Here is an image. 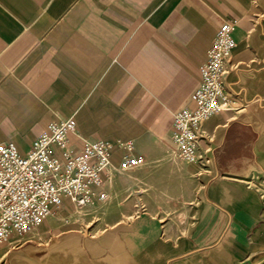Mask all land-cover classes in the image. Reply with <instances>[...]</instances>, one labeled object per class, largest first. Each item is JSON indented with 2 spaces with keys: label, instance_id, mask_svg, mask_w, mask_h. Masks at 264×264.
Segmentation results:
<instances>
[{
  "label": "crops",
  "instance_id": "0c3cea01",
  "mask_svg": "<svg viewBox=\"0 0 264 264\" xmlns=\"http://www.w3.org/2000/svg\"><path fill=\"white\" fill-rule=\"evenodd\" d=\"M228 20L233 101L203 125L201 167L175 157L172 118L191 105ZM71 118L77 149L132 141L146 163L116 172L105 203L66 201L60 226L37 228L43 243L3 247L0 264H264V200L245 184L264 180V0H0V144L26 154L48 124ZM132 172L140 190L128 203L116 188Z\"/></svg>",
  "mask_w": 264,
  "mask_h": 264
},
{
  "label": "built area",
  "instance_id": "2783aa9c",
  "mask_svg": "<svg viewBox=\"0 0 264 264\" xmlns=\"http://www.w3.org/2000/svg\"><path fill=\"white\" fill-rule=\"evenodd\" d=\"M236 25V20H228L218 28L207 59L199 68V84L190 97L191 105L173 114L171 141L176 157L186 163L201 167L210 163L201 151L203 125L231 107L225 76L237 47ZM76 132L77 122L71 118L48 124L26 154L15 143L0 144V249L20 245L57 215L66 201L76 211L96 201L107 202L105 185L113 175L125 174L146 162L132 141H87L77 149L71 143ZM116 150L121 151V161L115 169L112 157ZM245 184L264 200L260 176L252 175Z\"/></svg>",
  "mask_w": 264,
  "mask_h": 264
},
{
  "label": "rangeland",
  "instance_id": "374dc122",
  "mask_svg": "<svg viewBox=\"0 0 264 264\" xmlns=\"http://www.w3.org/2000/svg\"><path fill=\"white\" fill-rule=\"evenodd\" d=\"M104 141V140H103ZM176 157V155H175ZM175 162L179 161L177 158L174 159ZM181 162V161H179ZM146 163V162H145ZM150 173V174H149ZM126 174V173H125ZM130 175V176H129ZM129 175H126V176H121L122 179H127L131 182H122L120 181L119 183V186L116 188L117 191H118V194H121V195H125L127 197V201L128 203H130L129 201H134V199L136 198V196L138 195V191L140 190V188H135V186L133 185V181L135 180V178L138 176L136 175L135 176V173L132 172L131 174ZM144 179H148L150 181H145L146 185L143 186V188L145 189L146 187L147 188H153V172H148V174L143 177ZM181 185L182 183H175V192L174 193H177V192H181L183 191L184 189L182 190H179L181 189ZM189 185L187 184L186 188H188ZM193 188H190L189 191H192ZM153 189H151L152 191ZM153 192V191H152ZM127 202L122 204L123 206H127L128 204ZM181 205V202H178L177 200L173 201L170 206L172 207L173 211H176L177 208ZM75 210V209H74ZM58 215H55L53 217H50L46 222H50L51 224V228H53V225L54 226H60L59 224L61 223L60 220H58L57 217ZM69 224L67 223H62V226L65 227V226H68ZM40 237H42L41 235H38V229L35 230L31 235L27 236L24 240H23V245L24 247H28V246H37L39 243H43L42 240H40ZM50 238H52V236L50 235L49 237H47V241L49 243H52V240H49Z\"/></svg>",
  "mask_w": 264,
  "mask_h": 264
}]
</instances>
